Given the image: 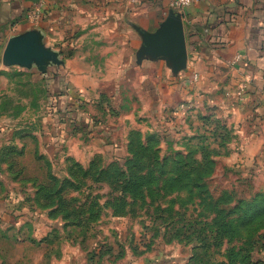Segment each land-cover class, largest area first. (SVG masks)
Wrapping results in <instances>:
<instances>
[{"label":"rangeland","instance_id":"rangeland-1","mask_svg":"<svg viewBox=\"0 0 264 264\" xmlns=\"http://www.w3.org/2000/svg\"><path fill=\"white\" fill-rule=\"evenodd\" d=\"M130 74L124 94L97 103L81 99L73 116L82 114L59 124L41 118L59 102L43 98L38 76L32 82L27 73L14 74L9 83L0 82L8 93L7 112L23 116L11 122L19 132L0 142V264H69L81 258L86 264H197L190 259L199 253L219 264L228 261L231 248L241 247V261L253 254L264 264V225L257 224L250 238L245 232L231 239L217 234L215 224L222 212L241 231L239 220L248 216L253 199L264 197V114L257 119L239 90L228 92L227 101L190 94L174 106L162 104L150 98L156 70L147 78L134 68ZM142 77L146 96L143 82L136 81ZM132 130L157 151V180L144 201L127 195L125 209L114 214L121 189L107 175L98 181L88 170L99 175L108 169L114 176L124 167L132 155ZM95 136L103 146H89ZM199 177L202 189L191 184ZM64 183L71 186L61 191L66 203L58 209L55 196ZM40 188L52 198L39 197Z\"/></svg>","mask_w":264,"mask_h":264},{"label":"crops","instance_id":"crops-1","mask_svg":"<svg viewBox=\"0 0 264 264\" xmlns=\"http://www.w3.org/2000/svg\"><path fill=\"white\" fill-rule=\"evenodd\" d=\"M39 4L44 6L43 17L32 23L29 15ZM169 4L170 0H0V82L9 83L14 74L27 73L32 82L38 76L43 81V98L59 102L54 109L49 105L48 114L41 118L59 124L66 116L74 117L83 99L97 103L124 94L133 68L145 78L156 70L154 95L149 94L162 104H178L190 94L204 101H227L228 92L239 90L243 104H251V112L261 119L264 0H201L181 13L189 58L187 70L178 74L167 60L148 55L143 42V33L156 32L167 18ZM30 32L39 36L45 49L58 54L59 62L29 68L4 64L8 41ZM145 80L136 81L143 82L146 96ZM7 94L0 88V142L19 132L11 122L23 117L7 112ZM68 104L75 107L67 109ZM107 131L111 130L98 133L109 135ZM88 144L104 145L98 137L90 138ZM1 157L2 153L0 161ZM2 207L0 201V220ZM69 264L86 262L81 258Z\"/></svg>","mask_w":264,"mask_h":264},{"label":"trees","instance_id":"trees-1","mask_svg":"<svg viewBox=\"0 0 264 264\" xmlns=\"http://www.w3.org/2000/svg\"><path fill=\"white\" fill-rule=\"evenodd\" d=\"M149 142V141H148ZM151 142V141H150ZM129 150L131 152L130 159L124 164V167H121L119 170H117L116 174L114 176H109L110 170H102L100 174L97 173H91L93 171V167H91L88 170V175H91L92 177L96 178V180L100 181V176L107 175V179L111 180L112 183L117 186V189H121V202H114L113 208L115 209L114 214H118V210L125 209L127 206L124 202L125 197L127 195L130 196V199L134 201L135 199H141L145 200V192L146 189L149 188L154 180H157L155 175V166H157V155L155 150H153V146L150 143H145L142 138V133L136 130H132L129 133ZM2 158V157H1ZM187 166V165H186ZM110 168V167H109ZM163 168V167H162ZM146 174H143L144 171H146ZM87 173V172H86ZM209 174V173H208ZM83 176L86 174L82 173ZM189 175V174H188ZM191 175V174H190ZM191 177V176H190ZM191 179V178H189ZM192 181V180H191ZM169 186H173V184L176 182L174 178L168 179ZM59 181L55 180V184H58ZM195 183H198V188L202 189L204 188L203 185H201V178L199 177L197 181L193 180L191 184L195 185ZM179 186L181 184H178ZM189 185V182L187 183V187ZM66 186H71L67 183L63 184V187L59 189L57 192L56 198H59L61 202L59 203L60 206L58 209H62L63 205L62 203H66V201H63L61 197V191H64V188ZM77 185L76 187H78ZM182 188V186H180ZM38 196L43 198H52V193L50 191H46L44 188H40L38 190ZM250 208L248 212V216H246L245 220H239L240 226L245 227L241 231L235 226V222L229 221L225 222L226 217L224 216V213L219 212L220 220H217L215 224L217 225L216 232L220 236L224 237H230L235 238L237 236H240L243 233H247L248 238L251 237V231L254 230L255 226L257 224L264 225V197H255L250 204ZM57 211V210H55ZM58 212V211H57ZM76 212H73V215H75ZM66 214H68V217L70 214H72L71 211L66 210ZM79 215V213H77ZM70 218V217H69ZM264 227V226H263ZM244 250L242 247L238 250L231 248L227 254L226 258L228 261L220 262L219 264H258L260 261H256L253 254L251 255H245L244 260H240V256L242 253H244ZM205 253H199L197 256L196 254L190 259V262H198L197 264H212L211 262H208V260H205ZM90 260H93L92 257H90Z\"/></svg>","mask_w":264,"mask_h":264},{"label":"water","instance_id":"water-1","mask_svg":"<svg viewBox=\"0 0 264 264\" xmlns=\"http://www.w3.org/2000/svg\"><path fill=\"white\" fill-rule=\"evenodd\" d=\"M143 42L148 55L162 58L172 65L173 72L186 70L188 66V46L185 24L181 13L170 10L167 18L154 33H143ZM48 61L59 62L58 54L45 49L36 33L30 32L8 41L3 54L7 66H45Z\"/></svg>","mask_w":264,"mask_h":264},{"label":"built area","instance_id":"built-area-1","mask_svg":"<svg viewBox=\"0 0 264 264\" xmlns=\"http://www.w3.org/2000/svg\"><path fill=\"white\" fill-rule=\"evenodd\" d=\"M201 0H170V8L175 12L184 13L190 7L200 3ZM44 14L43 4H39L35 10L29 15V20L32 23L39 22Z\"/></svg>","mask_w":264,"mask_h":264}]
</instances>
